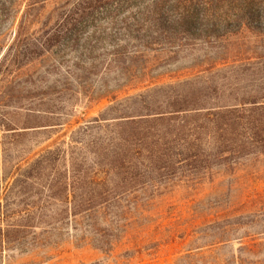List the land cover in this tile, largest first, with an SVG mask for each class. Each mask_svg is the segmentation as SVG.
Instances as JSON below:
<instances>
[{
	"label": "rangeland",
	"instance_id": "obj_1",
	"mask_svg": "<svg viewBox=\"0 0 264 264\" xmlns=\"http://www.w3.org/2000/svg\"><path fill=\"white\" fill-rule=\"evenodd\" d=\"M35 159L69 187L0 184V264H264V0H0V171Z\"/></svg>",
	"mask_w": 264,
	"mask_h": 264
},
{
	"label": "trees",
	"instance_id": "obj_2",
	"mask_svg": "<svg viewBox=\"0 0 264 264\" xmlns=\"http://www.w3.org/2000/svg\"><path fill=\"white\" fill-rule=\"evenodd\" d=\"M183 20L186 21L187 19L184 18ZM30 162L31 161H28L29 164L25 168L23 167L22 164H20L18 167H16V169L14 171H11L10 173L5 172L4 171L5 168H4L3 173H1V171H0V184L2 182H5V184H7L11 187L12 185H14V183H17L19 181V182H23L25 185H29V186H35V185L40 186V185H42V182L43 183L47 182L44 180H48V181L50 180V181H57V183L62 185V187L65 190L68 189L69 180H70V176H69L68 171L58 172V173H55L53 175H48L45 177V175L40 170V163H41L40 160L35 159V160H33V162H31V163ZM28 167H30L29 169H32L33 167H35V169H36L35 173H34V171L26 170ZM24 171H26V172H24ZM10 179L12 180V184H11ZM83 206H85V205H77V207L73 205L69 208L74 207V210H73L74 213L73 214L82 215V212L84 210H88L91 208V207H87V206L83 207ZM75 208H78V210H75ZM107 242L109 245H106V246H111L112 243H111V241L109 243V239H108V241H106V243ZM226 242H227V240L219 239L216 242H214L213 244H211L210 250L216 248L219 245L220 246L224 245V244H226ZM94 245H96L100 248H104V246H105V245H100V243H94ZM186 259H189L188 260L189 262L187 264L193 263V260H192L193 258L191 255H186ZM217 264H221V263H217Z\"/></svg>",
	"mask_w": 264,
	"mask_h": 264
}]
</instances>
